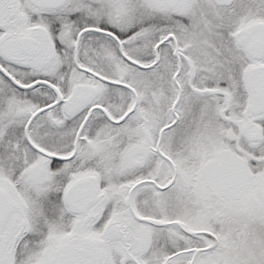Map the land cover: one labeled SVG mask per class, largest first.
Here are the masks:
<instances>
[{
  "label": "snow or ice",
  "instance_id": "1",
  "mask_svg": "<svg viewBox=\"0 0 264 264\" xmlns=\"http://www.w3.org/2000/svg\"><path fill=\"white\" fill-rule=\"evenodd\" d=\"M0 264H264V0H0Z\"/></svg>",
  "mask_w": 264,
  "mask_h": 264
}]
</instances>
